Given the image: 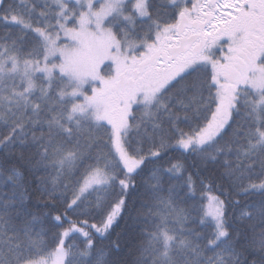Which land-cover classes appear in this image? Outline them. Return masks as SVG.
<instances>
[{"label":"snow or ice","instance_id":"6c2138e0","mask_svg":"<svg viewBox=\"0 0 264 264\" xmlns=\"http://www.w3.org/2000/svg\"><path fill=\"white\" fill-rule=\"evenodd\" d=\"M0 264H264V0H0Z\"/></svg>","mask_w":264,"mask_h":264},{"label":"trees","instance_id":"16d2710c","mask_svg":"<svg viewBox=\"0 0 264 264\" xmlns=\"http://www.w3.org/2000/svg\"><path fill=\"white\" fill-rule=\"evenodd\" d=\"M170 156L171 157H178V156H180V152H173V153H171L170 154ZM221 191H223V189H220L219 191H217V192H215L214 194H217V195H220V192ZM230 211V213H231V209L229 210ZM56 231H58V229H53V233L54 232H56ZM122 231H124V221L122 220L121 222H120V224L119 225H117L116 227H115V230L113 231V233H112V237H114V238H116L117 239V234L118 233H121ZM51 235V234H50ZM115 239V240H116ZM109 242V241H108ZM108 245V243H105V241H103L102 242V245L101 244H99L98 243V246H105V245Z\"/></svg>","mask_w":264,"mask_h":264},{"label":"bare ground","instance_id":"6f19581e","mask_svg":"<svg viewBox=\"0 0 264 264\" xmlns=\"http://www.w3.org/2000/svg\"><path fill=\"white\" fill-rule=\"evenodd\" d=\"M217 195V194H216ZM223 198V197H222ZM111 239L114 241L116 238H114V237H111ZM105 243H110V242H108V240H105ZM105 245V244H104ZM105 246H107V245H105Z\"/></svg>","mask_w":264,"mask_h":264}]
</instances>
